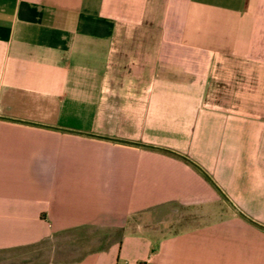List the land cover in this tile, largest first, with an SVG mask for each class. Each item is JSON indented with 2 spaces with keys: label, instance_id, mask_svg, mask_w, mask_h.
<instances>
[{
  "label": "crops",
  "instance_id": "0c3cea01",
  "mask_svg": "<svg viewBox=\"0 0 264 264\" xmlns=\"http://www.w3.org/2000/svg\"><path fill=\"white\" fill-rule=\"evenodd\" d=\"M43 245L264 264V0H0V252Z\"/></svg>",
  "mask_w": 264,
  "mask_h": 264
},
{
  "label": "rangeland",
  "instance_id": "374dc122",
  "mask_svg": "<svg viewBox=\"0 0 264 264\" xmlns=\"http://www.w3.org/2000/svg\"><path fill=\"white\" fill-rule=\"evenodd\" d=\"M187 220H191L189 217ZM53 258V247L37 246L0 252V264H44Z\"/></svg>",
  "mask_w": 264,
  "mask_h": 264
},
{
  "label": "trees",
  "instance_id": "16d2710c",
  "mask_svg": "<svg viewBox=\"0 0 264 264\" xmlns=\"http://www.w3.org/2000/svg\"><path fill=\"white\" fill-rule=\"evenodd\" d=\"M196 169H198L210 182H212L213 183V181H212V179H211V177L207 174V173H205L199 166H197L196 164H194V163H191ZM214 184V183H213ZM215 185V184H214Z\"/></svg>",
  "mask_w": 264,
  "mask_h": 264
}]
</instances>
